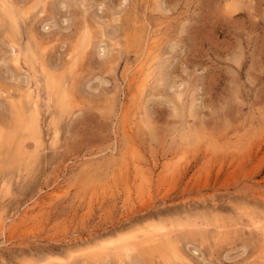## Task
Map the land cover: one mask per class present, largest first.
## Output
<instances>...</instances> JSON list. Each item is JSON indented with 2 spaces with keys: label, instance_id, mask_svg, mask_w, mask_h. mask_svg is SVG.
Instances as JSON below:
<instances>
[{
  "label": "rangeland",
  "instance_id": "374dc122",
  "mask_svg": "<svg viewBox=\"0 0 264 264\" xmlns=\"http://www.w3.org/2000/svg\"><path fill=\"white\" fill-rule=\"evenodd\" d=\"M0 142V264H264V0H0Z\"/></svg>",
  "mask_w": 264,
  "mask_h": 264
},
{
  "label": "bare ground",
  "instance_id": "6f19581e",
  "mask_svg": "<svg viewBox=\"0 0 264 264\" xmlns=\"http://www.w3.org/2000/svg\"><path fill=\"white\" fill-rule=\"evenodd\" d=\"M6 5V4H5ZM5 8V6H4ZM10 10V9H9ZM7 11V10H6ZM15 12V11H14ZM14 12L12 13L14 15ZM12 18V16H11ZM24 18V17H23ZM14 19V17H13ZM18 19V18H17ZM12 20V19H10ZM14 21V20H13ZM15 22V21H14ZM16 23V22H15ZM13 28V27H12ZM38 40V39H37ZM34 41V40H33ZM152 41V40H151ZM62 46V44H61ZM150 48V47H149ZM60 49V48H59ZM81 60V59H80ZM154 60V58H151L150 61ZM148 61V60H147ZM150 63V62H149ZM149 63H144L142 66H140L137 69V74L139 75V84L141 86L139 87H144V82H147L146 80L150 76V71L152 70V66ZM152 64V63H151ZM11 79V78H10ZM141 81V82H140ZM47 84L50 87H54V90L52 91V98L55 101L57 105L63 106L64 99L66 98V93L64 90L60 87V85L53 80V78L48 77L47 78ZM137 87V86H136ZM145 89V88H144ZM141 90V88L139 89ZM140 93V92H139ZM51 95V94H50ZM177 96V95H176ZM180 97V96H179ZM141 98V97H140ZM36 101V100H35ZM35 104V103H34ZM37 105L35 104V109L31 115V119L29 121L25 120L22 125L25 128V130L29 133L32 139H35L36 141L40 138L41 136V127L39 124V115L37 111ZM33 107V106H32ZM31 107V108H32ZM175 108V107H174ZM25 113L22 111L21 113L18 111V119L20 120L22 115ZM24 118V117H23ZM5 136V135H4ZM2 142V141H1ZM0 142V143H1ZM135 164V163H134ZM136 169V168H135ZM138 172V171H137ZM145 172V171H144ZM139 174V173H138ZM137 175V174H136ZM135 176V175H134ZM141 180V179H140ZM9 219V218H8ZM13 219V218H12ZM8 231V230H7ZM148 232V231H147ZM160 232V231H159ZM143 234V233H142ZM162 236V240H159L157 237ZM168 233H163L162 229L160 234L156 235L153 232H149L147 234H144L143 236L140 237H135L131 241H126V240H118L117 243H113L110 239H107V245L108 243L111 244L110 247H103V248H96L97 244L91 248H88L86 251L87 253H83L86 257H90L92 259H100L103 258L104 256L108 257L109 254L113 255H119V254H126V256L132 254L134 251H136L140 246L143 247V249L147 250H152L153 247H155L156 242L163 241L164 245L161 246L160 251L164 253L166 256L168 255H175V249L172 245H170L169 241L170 238L168 237ZM130 238V236H129ZM126 239V238H125ZM106 241V240H105ZM6 244V243H5ZM101 247V246H100ZM110 256V255H109ZM118 257V256H117ZM70 260V259H69ZM125 264V263H124Z\"/></svg>",
  "mask_w": 264,
  "mask_h": 264
},
{
  "label": "snow or ice",
  "instance_id": "6c2138e0",
  "mask_svg": "<svg viewBox=\"0 0 264 264\" xmlns=\"http://www.w3.org/2000/svg\"><path fill=\"white\" fill-rule=\"evenodd\" d=\"M258 230H260L262 233H264V221H262L259 224L254 225Z\"/></svg>",
  "mask_w": 264,
  "mask_h": 264
}]
</instances>
